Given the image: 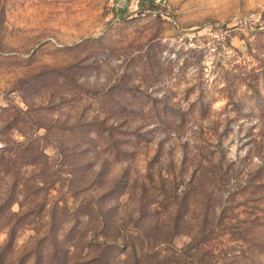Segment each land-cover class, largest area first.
Listing matches in <instances>:
<instances>
[{"label":"rangeland","instance_id":"1","mask_svg":"<svg viewBox=\"0 0 264 264\" xmlns=\"http://www.w3.org/2000/svg\"><path fill=\"white\" fill-rule=\"evenodd\" d=\"M0 264H264V0H0Z\"/></svg>","mask_w":264,"mask_h":264},{"label":"built area","instance_id":"2","mask_svg":"<svg viewBox=\"0 0 264 264\" xmlns=\"http://www.w3.org/2000/svg\"><path fill=\"white\" fill-rule=\"evenodd\" d=\"M158 1H161V0H158Z\"/></svg>","mask_w":264,"mask_h":264}]
</instances>
